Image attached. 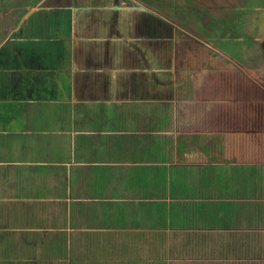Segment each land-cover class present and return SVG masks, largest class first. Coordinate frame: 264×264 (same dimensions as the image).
<instances>
[{"label": "crops", "instance_id": "1", "mask_svg": "<svg viewBox=\"0 0 264 264\" xmlns=\"http://www.w3.org/2000/svg\"><path fill=\"white\" fill-rule=\"evenodd\" d=\"M97 1L0 0V264H264L238 77L163 33L192 13Z\"/></svg>", "mask_w": 264, "mask_h": 264}, {"label": "flooded vegetation", "instance_id": "2", "mask_svg": "<svg viewBox=\"0 0 264 264\" xmlns=\"http://www.w3.org/2000/svg\"><path fill=\"white\" fill-rule=\"evenodd\" d=\"M210 1L215 3L216 0ZM220 1L224 5L220 3L222 6H219V10L210 11L209 23L201 21L204 13L201 11L198 16L189 15L190 21L194 22L192 27H188L176 15H170L178 21L176 29L172 24L161 23L160 26L163 27L161 28L163 33L170 34L175 41L181 38L193 43L194 52L197 46V55L202 53L203 57L208 56L211 60H209V68L214 69L210 72L220 71L225 75L231 71L234 72L238 77L237 82L234 85L226 83V101L224 102L227 105L234 104L240 111V124L243 121L247 122V125L253 123L258 141L264 142V23L262 24L261 20L252 13L256 6L250 8L246 6V3L240 4L239 7H245L237 8L240 10L238 18L233 19L234 16L229 9H234L233 2L242 0ZM97 2L111 7L95 8L96 11H162L165 15L169 14L162 7L166 4V0H98ZM138 3L148 5L151 10L137 7ZM245 9L248 10L244 11ZM217 11H220L219 15H212ZM214 17L219 21L226 19L225 24L230 27L229 30H223L218 27V24H213ZM199 21L201 23H198ZM196 23L199 27H195ZM222 23H224L223 20ZM232 23H235L234 28L231 26ZM178 31L179 36L174 37L172 34Z\"/></svg>", "mask_w": 264, "mask_h": 264}, {"label": "rangeland", "instance_id": "3", "mask_svg": "<svg viewBox=\"0 0 264 264\" xmlns=\"http://www.w3.org/2000/svg\"><path fill=\"white\" fill-rule=\"evenodd\" d=\"M167 1V0H166ZM172 3L175 2V7H172V3L171 6L170 4H163L162 7L166 10V11H183L182 12V16L183 18L185 17L184 15H187L192 13V16H195V12H201L200 10H204L206 8V1L205 0H170ZM202 1L204 2V4H202ZM243 3H246V6H250V8H255L256 9L252 11V13H254V15L256 17H258L262 24L264 23V0H242L241 2L235 1L233 2V4H235L234 9H229L230 11H235V15L233 17V19H237L238 18V11H240L238 8V6ZM248 9H245L244 11H247ZM220 11H217L216 14H219ZM251 12V11H250ZM196 16H198L196 14ZM205 22L209 23V20L205 19ZM192 23V22H190ZM213 23L215 24V20L213 21ZM236 25L238 26L239 24L236 23ZM239 27V26H238Z\"/></svg>", "mask_w": 264, "mask_h": 264}, {"label": "water", "instance_id": "4", "mask_svg": "<svg viewBox=\"0 0 264 264\" xmlns=\"http://www.w3.org/2000/svg\"><path fill=\"white\" fill-rule=\"evenodd\" d=\"M136 6L141 8V9H143V10H145V9L151 10L149 8V6L146 5V4L138 3V5H136ZM142 12L146 13L147 15H150V16H153V17H157L158 19H161V21H166V20L163 19V17H160L158 15L159 13L157 11H142ZM171 24L174 25V23H171ZM161 34H163V33H161ZM162 36H168V35H162Z\"/></svg>", "mask_w": 264, "mask_h": 264}]
</instances>
